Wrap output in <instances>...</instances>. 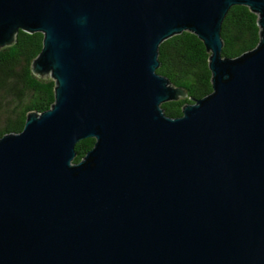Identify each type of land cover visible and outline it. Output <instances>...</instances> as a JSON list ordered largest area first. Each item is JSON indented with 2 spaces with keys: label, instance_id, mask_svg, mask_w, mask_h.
<instances>
[{
  "label": "water",
  "instance_id": "95a60500",
  "mask_svg": "<svg viewBox=\"0 0 264 264\" xmlns=\"http://www.w3.org/2000/svg\"><path fill=\"white\" fill-rule=\"evenodd\" d=\"M236 5L260 42L228 58ZM20 31L55 102L0 138V264H264V0H0V50ZM184 32L213 91L171 118L159 47Z\"/></svg>",
  "mask_w": 264,
  "mask_h": 264
},
{
  "label": "trees",
  "instance_id": "16d2710c",
  "mask_svg": "<svg viewBox=\"0 0 264 264\" xmlns=\"http://www.w3.org/2000/svg\"><path fill=\"white\" fill-rule=\"evenodd\" d=\"M221 35L224 57L237 58L252 51L260 42L258 16L246 6L231 7L222 23ZM43 42L42 33L20 31L12 46L0 50V138L20 133L30 112L43 113L55 102V81L37 76L32 67ZM209 56L204 43L189 32L160 45L157 73L187 92L184 98L162 104L168 117H181L185 105L212 93ZM94 144L95 139L79 141L73 163H79Z\"/></svg>",
  "mask_w": 264,
  "mask_h": 264
}]
</instances>
